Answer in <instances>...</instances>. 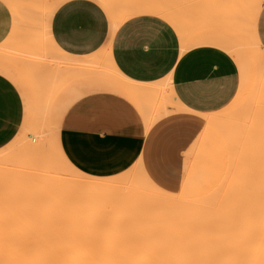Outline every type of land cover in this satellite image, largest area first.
Wrapping results in <instances>:
<instances>
[{"label":"crops","instance_id":"crops-1","mask_svg":"<svg viewBox=\"0 0 264 264\" xmlns=\"http://www.w3.org/2000/svg\"><path fill=\"white\" fill-rule=\"evenodd\" d=\"M180 1L171 22L154 12L158 0H55L43 20L52 54L41 64L21 61L20 72L0 66V150L21 137L30 115L21 75L77 171L109 178L141 162L153 183L177 188L186 154L205 128L199 116L221 111L245 86L235 53L251 39L264 50V0ZM13 11L0 0V48L35 51L20 39ZM105 55L130 82L170 81L182 109L169 106L174 112L157 119L155 95L132 98L108 88L98 71L86 69ZM242 68L248 79L249 56Z\"/></svg>","mask_w":264,"mask_h":264},{"label":"rangeland","instance_id":"rangeland-1","mask_svg":"<svg viewBox=\"0 0 264 264\" xmlns=\"http://www.w3.org/2000/svg\"><path fill=\"white\" fill-rule=\"evenodd\" d=\"M49 1L50 0H13V2L10 1L11 6L14 10L13 13L15 15L16 23L19 25V30L17 31V33L20 39L24 38L23 40L25 44L28 45L27 48L32 49L34 47L36 48V50L27 51L20 46L15 47L11 45H9L6 49L0 48V66H3L4 62H7L9 63V65L12 66V68L20 72V68L18 67L21 61H28L35 65L41 64L44 60L47 59V55L52 54L48 47L50 46V44L48 43V39L45 34V26L43 22L45 12L51 8L49 5H45L43 3L47 4ZM171 2V0H158L157 9L164 10L166 8H169L172 4ZM171 11L173 16L175 17H173L174 20H178L180 16L179 10H177V12L174 14L173 10L169 8L170 13ZM22 30L24 31L23 34L21 32ZM259 53L260 52L258 50L257 43H255L252 39L247 45H244L235 53V58L240 68L241 82L242 84L244 83L245 86L243 87V90L233 99V101L227 107H225L221 111L213 113V115L209 118H204L206 123L205 128L197 139L194 146L186 154L188 158L185 159L184 175L182 174L183 179L182 181H180V184L177 188L168 191L156 185L155 183H153L146 171L143 169L141 162H138L130 170L118 176H115L116 179L114 177H109V181V179L107 178L106 182H110L108 184L112 183L109 189L106 190L108 194L106 192L104 194L103 192V194L101 193L102 195L97 194L96 197L93 196V204H95L94 200L96 199H99L97 201L98 203L92 205L90 204L91 202L88 201V206L85 205L87 204V202L84 203V206L82 202H78L76 199H72L77 198L74 196L77 191L75 193L73 189L77 190L79 188L78 186L83 184L87 179L81 174L74 171H70L65 167V164L62 162V159L60 157V151L58 147L59 132L57 131V127H55V125L50 120V116L42 115L43 110L36 106L35 92L30 91V89H28L26 78L21 77L20 75V84H17L21 88H24L29 96L31 95L29 97L30 115L27 120V124L24 128V131H21L19 134V136L21 137H18L17 140L16 136L9 145L0 150V211L5 212H0V214L2 215L0 216V223H3L5 218L6 223H37L38 221L39 223H45L48 221V216L50 218L53 216V220L49 219L48 222H72L77 224H86L89 226H93L92 229H95L97 231V228L102 229L103 227L100 226H103V224L105 223L104 228L109 227V232H117V237H125H119L121 240L124 239L125 241L126 237H128L130 233L128 235L123 233V226L126 225L121 226V224L135 221V225H133V223L131 225H133V227L135 226V232H137V230L139 231V228H141L139 227L137 229V227L139 225L143 226L142 224L146 222L145 225L149 226L152 224L149 227H153V230L157 229L158 233L156 235H162H159V240L166 237L169 241L178 243V245L181 242L194 244L195 242L203 240L205 241L208 240L207 238H209L214 231L227 229V227L232 223L234 219L233 214H231V212H222L220 214H214L210 208L213 207V205L211 206V203L216 200V197L214 195L208 196L209 191L206 188L208 184L220 173V170H222L223 159H237L236 151L234 149H232L231 151L228 148L225 149L226 146L232 145L233 148L237 145H244L249 143L256 144L259 142V140L257 139L258 136H256L257 131L254 132L255 136H248L249 133L247 131L249 126H244L241 123V119L237 121L232 120V118H234V116H232L233 112L235 113V111L239 110V108H237L238 106L236 105H239V107H241L244 103H249L248 101L251 100V93L253 92V89L257 86L261 79H263L262 82H264V75L259 72V70L254 64V62H258L259 59H261ZM248 56L250 62V70L247 79L246 71L242 67L244 65L245 59ZM94 61L95 63H92L93 67H86V69L92 70L88 72H91L93 75H95L97 74L95 72L98 71L101 77L108 84V88L116 91L117 93H121L122 91H119V89L112 81L107 80V78H112L116 81L118 80L113 75L112 71L107 70L106 68L108 67H106L104 69V72L106 74H104L103 71H101L99 68L94 67L97 66L96 62L98 60ZM116 81L115 83H117ZM164 84H168L166 88L172 98L173 93L171 92L168 81H165ZM123 93L124 92H122V94ZM253 101L257 102V105H263V112L264 98H261V96L260 98L256 97V99L254 98ZM255 102H250V104H255ZM160 104L161 103H157L155 106H157L158 108ZM199 119L202 120L203 116L200 115ZM242 159L247 158L243 157ZM45 160H51L54 163L58 171L64 177H66V179H68L66 183L70 184L69 187L72 186V189L69 187H67V189H69L70 191L73 190L74 192V194H72L71 192L69 193V190H66V188L65 190L68 192L61 190V193L63 195L67 193L68 196L66 194L65 195L67 197L63 195V197H61V195H57V210H54L55 212L53 211V213H51L52 211L46 212L47 207L45 204L39 205L33 204L30 201L28 202V197L24 194L25 192L22 193L20 190L19 192H21L22 194L19 193V188L17 190V187H15L14 185L20 182L21 178V176L20 178L18 176L19 170L17 169L20 168V171H31V169H34L36 166L39 165V163L45 162ZM15 166H17V169L15 168ZM11 167H14L16 171ZM5 168L7 169V171ZM14 180L16 183L14 182ZM6 181L8 182L6 183ZM12 181L13 185L9 188V184H12ZM12 192L17 196L13 197ZM80 192L82 191L78 190L79 195L83 197L84 195L80 194ZM8 193H12L11 199H9L10 196L8 195L10 194ZM20 194L22 197L26 196V198L22 199V197L19 196ZM69 195L71 196L69 197ZM153 195L154 197L157 196V198H152ZM7 196L9 199L8 201L5 200L7 199ZM60 197L63 200L60 199ZM68 199H70L71 201H69ZM79 200L81 201L82 198H79ZM2 217L5 218L3 219ZM94 217H96L97 219ZM132 217L136 218V220H133ZM54 218L56 220H54ZM120 222V226L123 227V230L121 228L119 229H121L122 232L114 228V225H118L116 227H119ZM91 223L93 225H90ZM109 223L111 224V226ZM136 223H139V225L136 226ZM148 226H145L144 228L142 227V230L146 228L145 232L146 230L148 231ZM128 228H130V226ZM125 230L127 231V229ZM201 230L208 231L210 235L208 236L207 234H205L206 236L204 237L203 234L206 231H203L204 233L202 234L200 233ZM227 230L230 231V229ZM101 231H105V229ZM129 232H131V230ZM151 232L148 233L152 235L153 233ZM137 233L140 234L139 232ZM148 233L145 234L148 235ZM138 234L135 235L134 233V236L138 237ZM200 234H202L203 236H201ZM156 235L154 233V235L150 237L151 240H157L158 236ZM137 237H135V240ZM218 238L219 239H216L213 245L211 246L213 248V251H211V253L216 255V257H218L219 259L220 257L223 258V260H219L220 263L223 261H227L225 259L228 257L225 256L230 255L232 252L234 253L236 250H241L244 247L242 241H233L232 237H229L228 235L224 236L223 238ZM131 239H126V241H129ZM140 239L141 238H139V240ZM142 239H145V237H143ZM191 247H193V245H191Z\"/></svg>","mask_w":264,"mask_h":264},{"label":"bare ground","instance_id":"bare-ground-1","mask_svg":"<svg viewBox=\"0 0 264 264\" xmlns=\"http://www.w3.org/2000/svg\"><path fill=\"white\" fill-rule=\"evenodd\" d=\"M9 1L13 2V0ZM54 1L55 0H50L47 5H52ZM171 1L172 4L169 8L173 10V13L175 14L177 10L182 8L183 4L180 0ZM169 8L164 10L156 9L154 12L157 15L174 22L175 17L173 16L172 11L171 13L169 12ZM7 44L8 43H5L6 46L4 47V45H2L1 48L6 49L8 47ZM257 46L261 59H259L258 62H254V64L259 72L264 75V50L258 43ZM110 61L111 60H109L105 55L96 62L97 66L94 67L99 68L104 74H106L104 69L108 67L106 69L111 70L113 75L118 80L116 81L112 78H107V80L112 81L119 91H122L131 97H144L146 94V98H148V96L152 98V96L155 95V105L157 103H161L158 108L157 106L155 107L156 114L154 116H156L157 119L161 116L174 112L168 111L169 106L175 107L174 110L176 111L182 109L175 97L171 98L170 93L167 91L166 86L168 84L165 85L164 82H162L154 85H140L130 82L117 71ZM93 62L95 63V61ZM115 81L117 83H115ZM262 81L263 79H261L257 86L253 89V92L251 93L252 96L250 95L251 100H247L249 103H244L241 107L236 105L239 110L235 111V113L233 112L232 115L234 116L232 120L237 121L241 119V123L244 126H249L247 131L249 133L248 136H255L254 132L257 131L256 136H258L257 139L259 142L256 144L249 143L237 145L233 148L232 145L226 146L225 149L228 148L230 151L234 149L236 151L237 159H223L222 170H220V173L208 184L206 188L209 191L208 196L214 195L216 197V200L211 203V206L213 205V207L210 208L214 214H220L222 212H231V214H233L234 219L227 227L230 231L227 229L216 230L210 235L208 231L201 230L200 233L202 234L204 233L203 231H206L203 234L204 237L206 236L205 234L208 236L210 235L209 238L206 237L208 240L195 242L194 244L181 242L178 245V243L171 242L166 237H160L162 239L159 240L158 238L160 234L156 235L158 233L157 229H154V231L152 229L153 227H149L152 224L148 226L145 225L146 222L144 224L141 223L143 226L136 223V226L139 225L137 229L141 227L139 228V231L137 230L140 234L135 232V226L133 227V225H135V221L125 224H121L120 222L119 227H116L118 225H114V228L119 231L122 232V228L124 227V230L127 229V231L125 230V232L123 230V233L127 235L130 233L131 236L128 235L126 239H132L129 241H126L125 239L124 241V239L121 240L120 238L125 237L119 236V238L117 237V232L111 233L108 230L109 227L104 228L105 223H101L103 226L101 225L100 227L103 228H97V231L92 229L93 226L86 224H77L72 222H48L49 219L53 220V216L51 217L52 219L48 216V221L45 223H39V221L37 223H6V218L2 217L5 219L4 222L2 221L3 223H0V264H264V111L262 112V104L257 105V102L253 101L256 97L260 98L261 96V98H264V82ZM168 83H170V81H168ZM250 102H255L256 105L254 103L250 104ZM149 113H146L148 116L145 117V120L147 121V126L151 127L154 119ZM146 114L144 116H146ZM212 115L213 113H208L203 114L202 116L203 118H209ZM59 151L65 167L70 171L81 174L87 179L83 184L78 186L80 189L78 187H76L78 188L77 190L73 189L75 193L77 191L74 195L77 198L72 199L82 202L83 205L87 202V204H85L87 206L89 205L88 201H90V204L92 205L98 203L97 201L99 199H96L94 200L95 204H93L94 202H92V198L96 197L97 194L102 195L103 192L105 194L106 190L109 189L112 183L108 184L110 182H106L107 178L99 179L80 173L67 161L62 154L61 149H59ZM243 157L247 159H242ZM16 167L17 166H15V168ZM15 168L13 167L12 169ZM17 170H19V172L17 171L19 173V178L21 176L20 182L16 183L14 180L16 183L14 184L15 187H17V190L19 188L18 192L20 190L22 193L25 192L24 194L28 197V202L30 201L33 204L39 205L45 204L47 207L46 212L52 211L51 213H53L54 210H57V195H61V197L66 195L68 196L67 193H65L66 195L61 193L63 190H69L67 187H69L70 184L66 183L68 179H66V177L58 171L51 160H45V162L39 163V165L34 169H31V171H20V168ZM108 179L110 181V178ZM7 182L8 181H6V183ZM11 183L12 184H9V188L13 185V181ZM69 188L72 189V186ZM73 190H69V193L71 192L74 194ZM78 190L84 192H80V194L84 196L86 195V199L84 196L81 197V195H79ZM11 194L8 195L10 196L9 199L12 197ZM21 194L19 196H21ZM14 195L15 194L13 193V197L17 196ZM8 196L7 199H5L7 201L9 200ZM26 196L21 197L22 199H25ZM70 196L71 195H69V197ZM61 197L60 199H62ZM153 197L154 195L152 198ZM79 198H82L83 201H80ZM154 198H157V196ZM68 200L71 201L70 199ZM0 216L2 215L0 214ZM54 220L56 219L54 218ZM133 220H136V218H133ZM132 223L133 225H131ZM120 224L121 226H126L121 227ZM90 225L93 224L91 223ZM127 226H130L131 229ZM145 226H148L149 228L146 232V228L142 230ZM100 229H105V231H101ZM130 230L131 232H129ZM148 232L153 234L151 235ZM134 233L135 235L138 234V237L134 236ZM145 233H148V235ZM154 233L158 236L157 240H151L150 238L154 235ZM202 234L200 235L203 236ZM227 235L232 237L233 241H242L244 247L241 250H236L234 253L232 252L230 255L225 256L228 257L225 259L227 261L220 263L219 260H223V258L220 257L219 259L216 255L212 254L211 251H213V248L211 246L216 239H219L218 237L223 238ZM135 237H137L136 240ZM143 237H145V239H142ZM139 238L142 240H139ZM191 245H193V247H191Z\"/></svg>","mask_w":264,"mask_h":264}]
</instances>
